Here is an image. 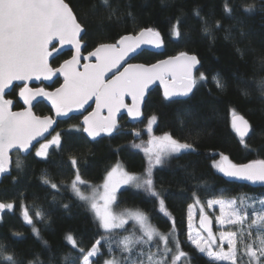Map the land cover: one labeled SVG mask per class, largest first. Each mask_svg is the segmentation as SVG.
I'll return each instance as SVG.
<instances>
[{"label":"trees","instance_id":"obj_1","mask_svg":"<svg viewBox=\"0 0 264 264\" xmlns=\"http://www.w3.org/2000/svg\"><path fill=\"white\" fill-rule=\"evenodd\" d=\"M66 2L86 29L84 52L93 51L101 43H113L121 35L153 27L161 33L162 53L145 51L134 62L151 65L181 52L195 55L200 62L197 82L193 93L182 100H166L160 89H155L147 98L141 124L133 126L124 117L115 133L96 142L85 137L80 129H71L61 134L59 146L50 149L46 157L31 154L23 158L13 154L11 176L0 183V203L14 204V209L0 219V245L23 264L29 260H35L36 264H72L81 254L66 240L68 234L86 251L101 239L102 255L94 260L96 264H104L112 258L102 239L106 237L112 241L113 255L122 260L128 254L120 251L117 242L133 232L142 235L140 229L131 222L124 229L105 233L89 204L79 199L71 188L76 174L71 160H77L79 173L86 181L79 185L81 191L90 195L117 165L130 175L146 177L149 156L154 157L156 151L151 143L153 138L169 134L179 142L193 144L195 151L165 157L162 164L151 169L154 188L165 201L168 215L160 211L159 199L134 185L117 193L113 210H139L163 234L172 233L174 224L173 236L188 254L182 258L183 264H227L210 260L189 242L188 208L197 198L201 201L242 196L264 198L263 188L226 181L214 166L222 155L236 164L264 159V94L259 87V82L264 80V0H109L111 7L102 5L101 0ZM225 5L232 11H225ZM250 5L253 10L246 11ZM113 9L116 15L110 19ZM197 11L199 16L195 14ZM177 19L179 38L171 31ZM204 21L209 25L208 34L203 31ZM69 58L70 53H65L52 66L58 67ZM201 72L207 77L204 81L199 80ZM217 75L224 85L222 89L213 79ZM16 92L15 87L9 96L19 108ZM233 110L248 120L254 130L244 141L248 148L232 127ZM35 111L41 116L51 113L43 103ZM153 116L156 124L150 137L147 127ZM145 148H151L152 152L146 153ZM17 157L23 161L19 169L15 167ZM44 178L56 183L58 188L44 183ZM24 208L39 209L43 218L29 226L23 220ZM152 243L163 248L158 238ZM169 246L175 251L172 237ZM152 250L156 251L155 247ZM238 254L240 264L247 257L243 252ZM65 256L69 259L65 260Z\"/></svg>","mask_w":264,"mask_h":264},{"label":"snow or ice","instance_id":"obj_2","mask_svg":"<svg viewBox=\"0 0 264 264\" xmlns=\"http://www.w3.org/2000/svg\"><path fill=\"white\" fill-rule=\"evenodd\" d=\"M101 4L111 7L109 0H101ZM246 11H252L253 6H248ZM225 11L231 12V8L225 5ZM200 15L199 11L195 13ZM116 15L113 9L109 18ZM131 16V13H128ZM219 28V22L216 23ZM86 29L79 22L73 8L66 0H0V174L9 171L11 160L9 152L12 149L27 153L32 141L38 136H42L55 122L50 117L40 118L33 115L31 111L32 101L37 97H44L52 104L57 117L68 116L74 109H82L84 105L95 97L97 110L90 116H85L83 120V131L95 139L100 133L111 134L116 126L115 114L122 107H127L128 114L133 118L140 115V104L144 100L148 85L155 80H159L164 85L165 99H172L178 96H188L196 84L193 78V69L199 64L195 55L181 52L177 56L170 57L158 64L146 67L142 64L128 63L119 74H113L114 78L105 80L107 73L113 69L120 68L122 62L126 61L130 54L136 53L141 45L149 44L156 48L162 47L163 41L161 33L153 27L141 28L135 34H124L119 36L113 43H101L94 51L89 53V57L95 58V63L85 64L83 71H78L80 60V37ZM172 34L181 37L180 20L172 26ZM203 31L209 33V25L204 21ZM58 42L61 47L65 44L73 45L76 55L71 60H66L59 68H54L49 63V58L53 52H58L56 48ZM51 46V48H50ZM57 73L63 75L64 83L56 88L54 92L45 91L44 88H30L28 81L51 80ZM171 76L169 82L166 77ZM207 77L200 73L199 80L204 81ZM218 88H223L219 76L213 77ZM14 81L24 82L20 86L19 96L25 104L30 107L26 111L13 112V101L5 99V90L12 86ZM259 87L264 94V80L259 82ZM247 95V93H244ZM131 96L132 106L128 107L124 103L125 96ZM102 108H107L108 117L100 118L99 113ZM232 127L241 138V143L245 148L249 146L244 142V137L253 132L250 123L235 110L232 111ZM156 120L153 116L149 120L148 131L151 132V125ZM139 136V133H136ZM155 145V155L149 156V168L147 176L140 178L130 175L117 165L108 172L102 185L103 192L93 189L90 195L81 191L79 185L85 184L77 167V160L72 158V167L76 169L75 179L71 188L74 193L89 204L105 233H111L113 229L122 228L128 218L133 219L140 225L142 235L136 236L135 232L124 236L117 242V246L122 253L128 255L122 260L113 255L112 241L102 238L108 245V252L112 259L104 261V264H178L182 258L187 257L175 239V225L172 233L163 234L158 229L148 223L147 216L139 210H124L120 214H115L111 205L115 201V193L121 184H132L136 188H143L151 196L159 199L160 211L168 215L165 209V201L160 198V193L154 188L151 169L155 165L163 163V158L181 153L194 152L195 147L191 143L179 142L171 135L165 134L162 137H154L151 142ZM60 144V136L57 134L47 143L40 144L36 151V156L46 157L50 145ZM146 153L152 152L151 148H145ZM23 161L17 157L15 167L21 168ZM225 177L238 180L250 181L253 184L259 182L264 184V159L252 160L249 163H232L227 156H221L220 162L214 165ZM44 183L50 184L53 189H57L56 183H52L44 178ZM195 196V192L193 193ZM103 201V204L100 203ZM199 204V198L196 199ZM213 204L220 205L221 215L217 217L221 225L229 224L239 226L235 231L227 233L221 232L222 239H227L228 250L213 251L210 243H205V238L198 233L192 234L191 224L189 225L188 239L194 247L204 253L212 261H228L230 264H238L237 238L243 245L244 255L248 257V264H264V198L253 199L251 197H240L239 203L236 198L230 200L216 199L209 200L207 206L211 208ZM259 204V210L254 205ZM67 207V205H65ZM13 204L0 203V212L5 209L11 210ZM247 208H252L250 214ZM191 210L189 207V218L191 220ZM201 227L208 231L209 240H213V234L206 223L207 217L203 215L201 208ZM23 216L28 224H33V220L27 209ZM37 217L43 218V213L37 211ZM33 231L39 235L33 227ZM248 240H245L244 237ZM146 237V239H145ZM172 237V244L175 251L169 246ZM255 237V238H253ZM163 244L152 242L157 239ZM66 240L81 255L72 261V264H96L92 258L102 255L101 239H97L91 249L85 250L81 247L72 234L66 236ZM250 241V242H249ZM46 243V242H45ZM137 245H141L137 249ZM147 245V249L143 246ZM155 247L156 251H153ZM171 257L169 258V254ZM71 256V254H69ZM65 256V260L69 259ZM38 259V258H37ZM0 264H23L14 254L0 245ZM27 264H36L35 260H29Z\"/></svg>","mask_w":264,"mask_h":264},{"label":"water","instance_id":"obj_3","mask_svg":"<svg viewBox=\"0 0 264 264\" xmlns=\"http://www.w3.org/2000/svg\"><path fill=\"white\" fill-rule=\"evenodd\" d=\"M84 34L85 32L81 33V37L79 38L80 39V45H81V50H80V60H79V66L77 68L78 71H83V66L85 64H91V63H95V58L94 57H89V53L88 54H84V49H85V46L86 44L84 43L83 41V37H84ZM162 39V37H161ZM163 41V39H162ZM54 43L56 44V48L59 49L58 52H53V55L49 58V63L50 65L52 66V62L59 58L60 56L64 55L65 53H69L71 52L72 53V56L67 59V60H71L73 56H75L77 53H76V49L73 45H70V44H65L63 47H61L59 45L58 42H55ZM51 48V46H50ZM163 48H164V43L162 44V47L160 48H156L154 47L153 45H149V44H144V45H141V47L139 49H137V52L136 53H133V54H130L129 58L122 62L120 68L118 69H113L112 72H109L107 73L106 77H105V80H109V79H112L114 78L113 74H119V72H122L123 71V68L127 66L128 63H132V64H140V63H136L134 62V59L137 58L139 56V54H142L143 52L147 51V52H151V53H162L163 51ZM95 50V49H94ZM93 50V51H94ZM92 52V51H91ZM190 55V54H189ZM169 59V58H167ZM167 59H164V60H167ZM163 61V60H161ZM159 61V62H161ZM65 62V61H64ZM64 62H62L58 67H54V68H59L61 65L64 64ZM159 62L157 63H154V64H158ZM154 64H151V65H154ZM143 65V64H142ZM151 65H145L146 67H150ZM199 66H200V62L199 64L196 65V67L193 69V72H192V76L193 78H195L196 74H197V71L199 69ZM53 67V66H52ZM166 79L170 82L172 77L171 76H167ZM58 80H61V85L58 86L57 88L61 87L64 83V77L63 75L57 73V75L53 76L51 80H32V81H28V87L30 88H42V87H38L40 85H43L44 87L46 88H51L56 81ZM24 82H21V81H14L12 83V86L8 89L5 90V99H10L8 98L9 95H11L14 90L15 87H18L19 90L17 91V102L19 104L22 105V109L21 110H14V107H15V104H16V101L13 100V99H10L13 101V104H12V111L13 112H21V111H26L29 109V105L28 104H25L24 103V100L19 96V91H20V86L23 84ZM36 86V87H34ZM194 88L195 86L193 87L192 89V92L189 94L191 95L194 91ZM45 89V88H44ZM155 89H160L161 93H162V96L164 97V85L161 84V82L159 80H155L154 82L150 83L148 85V88L145 92V96H144V100L143 102L140 104V115L136 118H133L132 116H130L128 114V109L127 107H122L120 108V110L118 112H116L115 114V121H116V126L115 128L112 130L111 134L115 133L117 131V129H119V122L121 121L122 118H126L128 123L133 125V126H136V125H139L141 124L143 121H144V108H145V103L147 101V98L149 96V94L154 91ZM56 90L53 89V90H49V89H45V91H49V92H54ZM188 95V96H189ZM186 96V97H188ZM185 96H178V97H173L172 99H170V101H175V100H182L184 98H186ZM165 98V97H164ZM168 100V99H166ZM43 103L45 106H47L49 108V110L52 112L51 115H47V116H39L37 115L35 112V107L38 105V104H41ZM124 103L125 105H127L128 107H131L132 106V98L131 96H125L124 97ZM91 109V111L89 113H87L89 110ZM97 110V106H96V100H95V97H92L85 105L82 109H74L72 112H70L68 114V116H61V117H57L56 114H55V110L53 109L52 107V104L49 100L45 99L44 97H37L35 100L32 101V104H31V111L33 113V115L37 116V117H40V118H44V117H50L52 118L55 122L53 123V125L46 131L43 133L42 136H38L36 137L35 140L32 141V144L31 146L29 147V150L27 153L25 152H22V151H19L18 149H12L10 152H9V157H10V160H11V164L9 166V171L8 172H5L3 174H0V183L2 182L3 178L5 177H9L11 176V173H12V170H13V154L15 153H18L21 157L23 158H26L28 157L29 155H31L33 153V151L35 150L36 146H38L39 144H41L42 142H45L51 135L53 132H55L58 128V125L59 123H62V122H65V121H68L70 120L71 118L73 119V117H81L83 116V119L81 121V125H82V128H83V120H84V117L85 116H90L92 113L96 112ZM242 116V115H241ZM99 117L100 118H107L108 117V110L107 108H102L100 110V113H99ZM232 121H233V118H232ZM251 133V132H250ZM109 133L107 132H101L100 135L96 136L95 139H93L92 137H90L86 132L83 131V135L85 137H87L90 141L92 142H96L98 140H100L101 138L105 137L106 135H108ZM250 135V134H249ZM239 136V135H238ZM248 136L244 137V141L247 139ZM240 138V136H239ZM241 139V138H240ZM220 176L226 180V181H229V182H233V183H237V184H241V185H246V186H249V187H252V188H263L264 189V184H261L259 182L253 184L252 182L250 181H244V180H238V179H235V178H228V177H225L223 175V173L219 172ZM6 210V209H5ZM5 210H3L5 212ZM2 211V212H3ZM208 219L206 221L207 225H208V228L212 231V221L210 219L209 216H206ZM204 231L208 232L207 230H205V228H203Z\"/></svg>","mask_w":264,"mask_h":264},{"label":"rangeland","instance_id":"obj_4","mask_svg":"<svg viewBox=\"0 0 264 264\" xmlns=\"http://www.w3.org/2000/svg\"><path fill=\"white\" fill-rule=\"evenodd\" d=\"M10 99H13L15 100L14 98H11L10 96L8 97ZM151 119V118H150ZM149 119V120H150ZM149 120H148V127H149ZM156 124V120L152 123L151 125V130L154 128ZM76 129V128H75ZM55 145H50L49 149H48V152L50 151V149L52 147H54ZM40 146H38L32 153V155H34V157H38L36 156V151L39 149ZM42 158V157H40ZM121 167V166H120ZM122 168V167H121ZM123 169V168H122ZM123 171H125L123 169ZM126 172V171H125ZM103 185V184H102ZM102 185L99 186L98 190L100 192H103V188H102ZM132 184H121L120 187L117 189L116 193H115V197L117 196V193H119V191L124 188V187H127V186H130ZM244 197V196H242ZM195 201L193 202V204H191L190 206L192 207V210H191V220L189 218V208H188V234H189V225L191 224V231H192V234L193 235H196L197 233L201 236H203L205 238V243H210L211 244V248L213 251H220L221 248L224 250V251H227L228 250V241L227 239H222L221 236H220V233L221 232H229V231H235L238 229L239 226H235V225H229V224H224V225H221L218 220H217V217H219L221 215V212H220V205L219 204H213V206L211 208H209L207 206V202L209 200H216V199H208V200H203L201 201L200 200V203L197 204L196 203V199H194ZM223 200H230V199H223ZM238 200V203H239V199ZM116 202V198H115V201L112 203L111 205V209L112 211L115 213V214H120L121 212L123 211H116V210H113V206L115 205L114 203ZM101 204H103V201H100ZM12 204V203H11ZM189 206V207H190ZM255 209L259 210L260 208V205L259 204H255L254 205ZM201 208H203V215L204 216H209L211 221H212V234H213V237L214 239L213 240H209V237H208V232L204 231L203 227H201V216H202V213H201ZM14 209V204H13V208L11 210H8L6 209L5 211L6 212H11L12 210ZM24 209H27V208H24ZM27 211L29 212V215L30 217L32 218L33 221H38V220H41L40 217H37L36 216V212L40 210L39 209H35V208H30V209H27ZM247 211L251 214L253 209L252 208H247ZM5 212V213H6ZM4 213V214H5ZM3 214V215H4ZM2 215V216H3ZM146 215V214H145ZM147 216V215H146ZM148 218V223L153 226L150 222V218L147 216ZM23 220L25 221L24 219V216H23ZM133 222V224L137 225V227L140 229V225L137 224L133 219L131 218H128L127 220V223L124 225L126 226L128 223H131ZM124 226L120 229H124ZM141 231V230H140ZM142 234V233H141ZM255 238V237H253ZM245 240H248V238L245 236L244 237ZM189 240V239H188ZM238 242H237V249H238V252H237V255L239 257V254L238 253H242L243 252V245L240 243V237L238 236L237 238ZM155 241V240H154ZM189 242L191 243V241L189 240ZM250 242V241H249ZM192 244V243H191ZM193 245V244H192ZM147 246V245H146ZM194 246V245H193ZM244 254V252H243ZM245 257H247L245 255ZM93 260L96 259V257L92 258ZM112 259V258H111ZM210 259V258H209ZM264 259V258H262ZM211 260V259H210ZM214 262H221V263H227V264H230V262L228 261H214ZM240 264H248V257L244 259L243 262H241Z\"/></svg>","mask_w":264,"mask_h":264},{"label":"flooded vegetation","instance_id":"obj_5","mask_svg":"<svg viewBox=\"0 0 264 264\" xmlns=\"http://www.w3.org/2000/svg\"><path fill=\"white\" fill-rule=\"evenodd\" d=\"M70 53V57L72 56V53L71 52H69ZM84 54H88V52L86 53V52H83ZM61 85V80H58V81H56L55 82V84L51 87V88H46V87H44L43 85H40V86H38V87H42V88H45V89H49V90H53V89H55V88H57L58 86H60ZM34 87H36V86H34ZM17 88V91L19 90V88L18 87H16ZM15 89V88H14ZM16 98H17V92H16ZM19 104V103H18ZM20 105V107L19 108H16V104H15V107H14V110H21L23 107H22V105L21 104H19ZM38 105H40V104H38ZM37 105V106H38ZM36 106V107H37ZM36 107H35V109H36ZM91 111V109L87 112V113H89ZM36 112V111H35ZM34 112V113H35ZM37 114V113H36ZM52 114V112L50 113V114H47V115H51ZM38 115V114H37ZM47 115H44V116H47ZM39 116H41V115H39ZM82 119H83V116H81V117H73V119L71 118L70 120H68V121H65V122H62V123H59V125H58V128H57V130L55 131V132H53L52 133V135L45 141V142H42V143H47L48 141H50L54 136H56L57 134H59V136H60V141H61V134L64 132V131H70L71 129H75L76 131H79V129L81 130V132L83 133V128H82V125H81V121H82ZM123 119V118H122ZM121 119V120H122ZM126 119V118H125ZM79 124V125H78ZM147 132H149L148 131V127H147ZM151 132H152V130H151ZM151 132H149V136L150 137H153V135L151 134ZM41 143V144H42ZM38 146H40V144L38 145ZM38 146H36V148L38 147ZM35 148V149H36ZM53 148V147H52ZM51 148V149H52ZM25 210V209H24ZM6 212V211H5ZM4 211L3 212H0V219L2 218V215L5 213ZM24 212V211H23ZM29 226L30 225H32V224H28Z\"/></svg>","mask_w":264,"mask_h":264}]
</instances>
